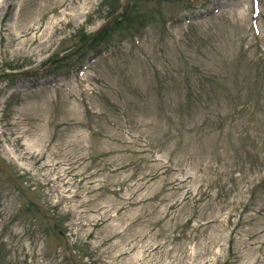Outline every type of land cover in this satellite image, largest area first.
<instances>
[{"label":"rangeland","instance_id":"obj_1","mask_svg":"<svg viewBox=\"0 0 264 264\" xmlns=\"http://www.w3.org/2000/svg\"><path fill=\"white\" fill-rule=\"evenodd\" d=\"M263 180L264 0H0V264H264Z\"/></svg>","mask_w":264,"mask_h":264}]
</instances>
